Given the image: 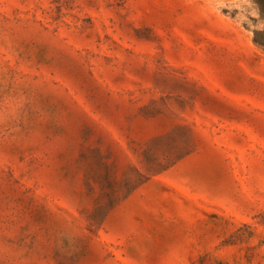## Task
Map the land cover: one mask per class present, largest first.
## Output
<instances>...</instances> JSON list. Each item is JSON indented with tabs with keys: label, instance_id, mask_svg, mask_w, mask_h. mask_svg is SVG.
<instances>
[{
	"label": "rangeland",
	"instance_id": "1",
	"mask_svg": "<svg viewBox=\"0 0 264 264\" xmlns=\"http://www.w3.org/2000/svg\"><path fill=\"white\" fill-rule=\"evenodd\" d=\"M0 264H264V0H0Z\"/></svg>",
	"mask_w": 264,
	"mask_h": 264
}]
</instances>
